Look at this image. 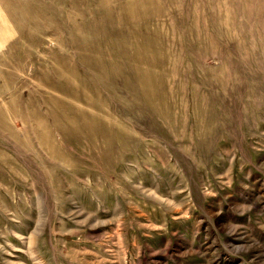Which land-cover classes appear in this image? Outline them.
<instances>
[{"label": "rangeland", "instance_id": "rangeland-1", "mask_svg": "<svg viewBox=\"0 0 264 264\" xmlns=\"http://www.w3.org/2000/svg\"><path fill=\"white\" fill-rule=\"evenodd\" d=\"M138 1L0 0V264H264V0Z\"/></svg>", "mask_w": 264, "mask_h": 264}, {"label": "bare ground", "instance_id": "bare-ground-1", "mask_svg": "<svg viewBox=\"0 0 264 264\" xmlns=\"http://www.w3.org/2000/svg\"><path fill=\"white\" fill-rule=\"evenodd\" d=\"M135 1H136V0H135ZM137 2H140V1L137 0ZM141 2H143V0H141ZM135 3H136V2H135ZM150 3H151V2H150ZM132 5H133V7L136 6L135 4H132ZM134 5H135V6H134ZM123 6H124V5H123ZM129 6H131V5L129 4ZM138 6H140V5L138 4ZM124 7H125V6H124ZM131 7H132V6H131ZM146 7H147V6H146ZM100 8H102V7H100ZM137 8H139V7H137ZM137 8H136V9H137ZM142 8H144V7H142ZM152 8H153V7H151V9H152ZM131 9H132V8H131ZM133 9H134V8H133ZM140 9H141V8H140ZM147 9H148V8H147ZM147 9L145 8L144 11L142 10L143 12H141V13H142L141 15H143V13H144V16H145V14L147 13ZM149 9H150V8H149ZM151 9H150V10H151ZM123 10H124V9H123ZM150 10H148V13L150 12ZM91 11H92V10H91ZM136 11H137V10H136ZM138 11L140 12L141 10L138 9ZM153 11H154V8H153ZM106 12H108V11H106ZM135 13H136V12H135ZM152 13H153V12H152ZM126 15H127V14H126ZM138 15H139V13H138ZM141 15H140V16H141ZM146 15H148V14H146ZM154 15H155V14H154ZM140 16H139V17H140ZM148 16H149V15H148ZM156 16H157V15H156ZM127 17H130V16H127ZM135 17H136V16H135ZM135 17H133V18H135ZM139 17L137 16V18H139ZM145 17H146V16H145ZM120 18H121V17H120ZM140 18L142 19L143 17H140ZM146 18H147V17H146ZM126 19H127V18H126ZM144 19H145V18H143V20H144ZM129 20H130V19H129ZM138 20H139V19H138ZM130 21H131V20H130ZM57 23H58V22H57ZM58 24H59V23H58ZM88 24H91V23H88ZM131 31H132V30H131ZM148 31H149V30H148ZM133 35H134V34H133ZM138 35H140V34H138ZM138 35H137V36H138ZM161 35H162V34H161ZM134 36H135V35H134ZM140 36H142V35H140ZM152 37H153V36H152ZM134 38H135V37H134ZM138 38H139V37H138ZM141 38H143V37H140L139 39H141ZM153 38H154V37H153ZM160 38H161V37H160ZM135 39H136V38H135ZM149 39H151V38H149ZM136 40H137V39H136ZM137 41H138V40H137ZM146 41H148V39H146ZM149 41H150V40H149ZM152 41H153V40H152ZM152 41H151V42H152Z\"/></svg>", "mask_w": 264, "mask_h": 264}]
</instances>
